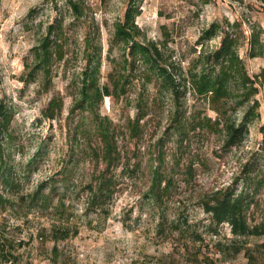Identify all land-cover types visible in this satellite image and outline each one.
<instances>
[{
    "label": "rangeland",
    "instance_id": "obj_1",
    "mask_svg": "<svg viewBox=\"0 0 264 264\" xmlns=\"http://www.w3.org/2000/svg\"><path fill=\"white\" fill-rule=\"evenodd\" d=\"M132 1L0 0V104L10 114L9 128H0V189L13 197L12 204L0 205V251L16 256L0 264H206L205 255L215 264H247L244 252L221 250L235 236L227 222L212 229L202 201L216 189L235 185L237 191H251L253 218L264 216V86L257 95L261 118L250 124L240 145L227 148L220 133L205 128L175 132L171 94L136 72L126 94L119 99L106 95L99 105L100 114L118 125L122 158L115 169L116 190L105 208L89 205V185L102 164L98 168L80 132L89 123L88 111L71 107L81 90L88 51L101 52V83L123 59L119 46L110 49L111 38ZM137 2L139 38L158 42L177 72L185 74L198 54L203 29L225 19L243 21L247 37L239 53L251 74L264 72V53L251 56L248 39L256 25L264 51V0ZM56 20L63 21L65 55L53 62L50 82L42 73L30 79L33 49ZM219 41L220 36L206 40L205 46ZM53 97L62 104L52 118L46 111ZM140 100L149 112L141 120V134L131 136L125 122L135 116ZM181 101L187 113L200 109L216 115L189 90ZM242 113L240 108L239 117ZM156 169L165 177L157 185L160 196L152 191ZM248 172L259 173L262 182H237Z\"/></svg>",
    "mask_w": 264,
    "mask_h": 264
},
{
    "label": "trees",
    "instance_id": "obj_2",
    "mask_svg": "<svg viewBox=\"0 0 264 264\" xmlns=\"http://www.w3.org/2000/svg\"><path fill=\"white\" fill-rule=\"evenodd\" d=\"M76 10L77 2H73ZM139 2L133 0L128 5L124 18L118 20L111 38V47L119 46L123 50V59L117 60L108 73V80L101 83L99 80L101 52L91 49L88 51V63L83 71V80L79 95L75 97L71 111L78 108L87 110L90 116L87 127H80L82 137L87 138L91 147V154L97 166H102L95 173L89 188L91 195L89 205L94 208L104 209L112 198L117 180L115 169L121 162L122 154L119 148L118 125L108 115L99 112V105L106 95L117 99L126 94L130 88L136 72H141L145 82L153 83L163 93L169 92L175 101V111L171 117L170 126L179 134L197 128H205L222 135V145L230 148L240 145L249 133L250 124L261 118L262 100L257 96L264 86V72L251 74L244 58L240 55L238 47L247 37L243 28V21L214 20L205 27L199 36L198 43L201 47L192 60L185 74L175 70L174 64L169 63L164 57L163 50L156 41H144L139 38L140 27L136 22L139 13ZM220 36L218 45L205 46L206 40ZM65 32L62 20H56L48 25L46 34L33 49V66L30 69V79L42 73L47 82L51 80L52 65L55 60H60L65 55ZM249 39V54L251 56L263 55V43L260 30L256 25L251 26ZM115 60V58H114ZM115 64V63H114ZM189 90L193 95L203 97L209 107L216 112L215 117L200 109L187 113L182 109L181 98ZM264 100V91H263ZM62 101L53 97L47 107L46 115L56 116V109L61 107ZM148 104L143 100L138 103V110L134 117H128L125 126L131 136H139L142 132L141 120L148 114ZM243 108L241 117L238 115ZM0 128L8 129L10 114L0 104ZM264 139V122L261 125ZM2 143L0 141V158L2 157ZM264 148V147H263ZM248 165V164H247ZM253 170L250 165L248 171ZM263 176V175H262ZM154 195L160 196V185L165 178L159 169L154 171ZM247 183L262 182L259 173L237 177V182L242 180ZM9 180L3 175L2 180ZM169 183V181H168ZM44 201L49 200V195H44ZM13 203V197L5 194L0 189V205L6 206ZM203 208L210 213L211 226L214 231L221 223H229L235 236L231 245L222 246L221 250L231 251L234 254L244 252L247 264H264V238L250 241V237H264V216L256 219L252 215L254 199L251 191L237 187L227 186L214 190L204 197ZM178 228V227H177ZM63 236H68L65 230ZM227 246V247H226ZM0 251V259L13 261L16 257ZM206 264H215L214 259L205 255Z\"/></svg>",
    "mask_w": 264,
    "mask_h": 264
}]
</instances>
